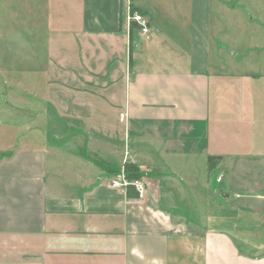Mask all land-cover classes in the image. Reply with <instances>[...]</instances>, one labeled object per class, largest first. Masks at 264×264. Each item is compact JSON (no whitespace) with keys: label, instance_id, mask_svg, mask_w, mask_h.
I'll list each match as a JSON object with an SVG mask.
<instances>
[{"label":"crops","instance_id":"obj_1","mask_svg":"<svg viewBox=\"0 0 264 264\" xmlns=\"http://www.w3.org/2000/svg\"><path fill=\"white\" fill-rule=\"evenodd\" d=\"M140 1H3L12 21L41 29L30 80L12 87L30 88L43 105L13 107L27 120L0 116V264H264V181L235 174L264 164L260 2ZM132 8L149 19L146 33ZM53 86L108 105L107 161L84 153L86 144H53L44 107ZM95 141L87 150L98 154ZM117 145L154 182L144 198L132 185H110ZM210 156H220L212 170ZM166 166L173 170L163 176ZM197 166L222 212L242 217L209 226L163 204L164 177L185 184L182 173Z\"/></svg>","mask_w":264,"mask_h":264},{"label":"rangeland","instance_id":"obj_2","mask_svg":"<svg viewBox=\"0 0 264 264\" xmlns=\"http://www.w3.org/2000/svg\"><path fill=\"white\" fill-rule=\"evenodd\" d=\"M3 1L5 0H0V116L14 117L15 120H27L26 113L21 111L17 112L15 111V109H13V107H15L16 109H21L23 103L27 105V102L25 101L28 100L33 101L32 103L34 104L36 103L37 106H39L40 104L43 105V102L42 100H39L38 97H33L31 95H29L30 98H28L29 93L27 91L30 90V88H14L12 87V81L18 82L19 80H21L20 77H22V82H25L26 84L30 80V68L32 67V63L35 62L33 61V56L31 55L33 48L35 50L41 51L40 46H37V48H35L33 47L32 43H36L37 40H39V43L42 42V38L39 39L42 36V32L41 29L36 28V25H34L33 21L29 19H25L19 23H17L16 21H12L8 17V14L5 12L7 9V5L3 6ZM256 2H260V5H258V8L260 7V12L264 11V0H257ZM134 3L139 4L138 6H141L142 1L134 0ZM263 22L264 20L262 21L260 19L259 23ZM259 23L255 22V24L252 25L254 30L257 31ZM261 30L264 32V27H262ZM261 35L262 34L260 33V36ZM52 96L53 104H49V106L44 107L45 109L49 110V137L52 140L53 144L66 143L67 146L69 145V143H80L84 145L86 144L84 153H87L88 155L95 157L100 161H107V156L104 155L108 147V137H106L105 135V128H109L108 122L111 121L110 119V121H108V119L106 118L107 112L105 111L108 105L100 102L102 100L100 97L98 98L97 95L92 94L88 91H66V89H63L61 87L53 86ZM22 100L23 103L20 102ZM93 101L95 105H93ZM76 115L77 118L74 117ZM70 125L73 129L78 128L79 130H83L85 132L78 133L76 132V130H74L73 132V129L66 128ZM8 133L9 132H6L5 134ZM98 133L99 135H97ZM106 134L107 136H109L108 133ZM94 139H96L95 143L99 145L98 154H96V147L94 146L92 148L88 147L87 150V146H91V142H93ZM11 140H9V142H11ZM80 146L82 145H79L75 148H79ZM115 149L116 150H114V155L116 156L117 160H115L116 162L114 163L111 177H125L130 182L135 181L136 178H127L125 175L127 174L126 165L128 161H125L127 155L124 154L123 148L117 145ZM138 150L139 151H136V153L137 155H139L140 153L141 157V154H143V150ZM75 151H77V149ZM144 153L145 154H143V159H145V156L148 157V153ZM119 160L122 162V164L118 163ZM204 169L205 167L197 166L196 168H193L194 172H192L188 176L182 173L189 182L185 184L182 181H179L178 183L177 180L173 179L172 176H166V178L164 177L165 185L164 187H162V194L164 197L163 204L171 206V208H174L175 211L181 214L185 212V214L187 215L188 213L190 218L205 219L204 221L209 226L220 227V223L225 222L227 218H234L235 221L238 220V218L242 217L243 212H240L239 214H236V212H234V214L232 212H222V210L220 209V203H222L223 201H219L221 199L220 196H217L216 192L211 191L208 187L209 185H204L202 177ZM172 170V168H168L167 170L166 166L162 169L163 176H165V174H170ZM251 172L254 174V176H259L260 179L264 181V164H260V166L258 167L246 166L243 169L239 167L235 169V174L239 178L241 176L245 177L247 173L252 174ZM199 176H201L202 179L198 182H195L194 185L196 184V186H193L192 188V184L189 180L197 178ZM145 177H147V175L143 173L142 177L139 179H141L147 189L148 185L153 183V186L154 182L148 181L147 178L145 179ZM168 182L175 185L174 192L167 188L169 186H172H168ZM243 202L245 204H249L250 200L243 199ZM260 203L263 202L260 201L259 204ZM183 204H187V207L183 208ZM249 215L250 214L244 212L243 217L247 216L248 219L250 218ZM219 219L222 222H220ZM260 221H264V215L261 216ZM262 222H260V224H262ZM229 223H231V220H229ZM222 225L230 229L229 232L233 233V235L238 239L237 241L243 247L244 251L250 252V248L245 247L243 245V241L239 239V236H236V231L231 229L233 225ZM254 225H257L256 221H254ZM248 231H245V233H255L254 231Z\"/></svg>","mask_w":264,"mask_h":264},{"label":"built area","instance_id":"obj_3","mask_svg":"<svg viewBox=\"0 0 264 264\" xmlns=\"http://www.w3.org/2000/svg\"><path fill=\"white\" fill-rule=\"evenodd\" d=\"M132 19L140 25V29L142 32L146 33L149 30V19L143 13L135 12L134 14H132ZM110 185L112 187L123 189L128 185H132L135 187L139 198L145 197L146 187L141 179H135V181L130 182L125 177H115L111 180Z\"/></svg>","mask_w":264,"mask_h":264},{"label":"trees","instance_id":"obj_4","mask_svg":"<svg viewBox=\"0 0 264 264\" xmlns=\"http://www.w3.org/2000/svg\"><path fill=\"white\" fill-rule=\"evenodd\" d=\"M131 12H132V14H134L135 12H140V11H137V8H132L131 9ZM140 13H143V12H140ZM208 160H209V170H212L219 163L220 156H210L208 158ZM126 171H127V174H125V175H126L127 178H136V179H139L143 175L140 167L136 163H132V162H128L127 163V165H126Z\"/></svg>","mask_w":264,"mask_h":264}]
</instances>
